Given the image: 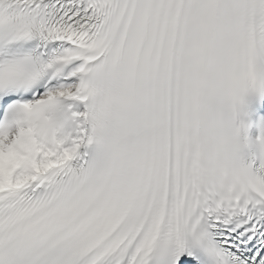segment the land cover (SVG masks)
Returning <instances> with one entry per match:
<instances>
[{
    "label": "snow or ice",
    "instance_id": "6c2138e0",
    "mask_svg": "<svg viewBox=\"0 0 264 264\" xmlns=\"http://www.w3.org/2000/svg\"><path fill=\"white\" fill-rule=\"evenodd\" d=\"M0 264H264V0H0Z\"/></svg>",
    "mask_w": 264,
    "mask_h": 264
}]
</instances>
